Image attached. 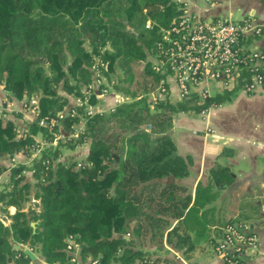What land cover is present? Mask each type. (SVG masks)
<instances>
[{
    "label": "trees",
    "instance_id": "16d2710c",
    "mask_svg": "<svg viewBox=\"0 0 264 264\" xmlns=\"http://www.w3.org/2000/svg\"><path fill=\"white\" fill-rule=\"evenodd\" d=\"M176 13L171 0H0V83L16 98L36 95L39 108L23 136L16 135L10 119L0 118V159L27 151L34 134L52 140V133L38 120L63 110L68 95H84L92 82L94 56L107 63L106 68L99 66L103 76L116 72L119 81H126L125 87L113 84L114 89L133 99L112 111L85 116L80 134L67 142L74 147L90 138L80 166L71 158L57 160L59 143L43 149L31 167L22 163L8 167L9 178L0 190V212L9 220L7 225L0 221V264H32L11 248L9 240L38 246L46 264H70L74 256L66 250L69 235L78 243L81 259L90 257L95 264H170L137 246L138 238L150 229L142 218L152 222L150 237H161L166 221L161 211L204 234L211 210L207 205L234 181V174L227 163H215L206 170L207 181L195 185L191 202L190 195H177L175 182L162 181L170 175H187L191 162L189 155L176 152L173 115L199 113L231 100L234 91L222 89L202 101L194 94L177 102L159 95L149 100L152 82L158 83L160 74L146 60V50L157 38L159 26H166ZM146 16L154 26L144 33L138 28ZM141 61L138 74L150 78V87L132 89L133 76L125 75L123 65ZM89 101L95 102L93 94ZM76 112L82 113V108ZM79 120L78 115H65L60 125L70 132ZM116 123L129 134L120 139L121 134L107 135ZM6 169L0 163V174ZM27 169L32 170L34 182L25 180ZM29 195L39 199L38 209L23 208ZM154 198L160 200L159 208L151 213L142 206ZM8 206L15 207L13 213H8ZM113 232L130 235L109 239Z\"/></svg>",
    "mask_w": 264,
    "mask_h": 264
},
{
    "label": "crops",
    "instance_id": "0c3cea01",
    "mask_svg": "<svg viewBox=\"0 0 264 264\" xmlns=\"http://www.w3.org/2000/svg\"><path fill=\"white\" fill-rule=\"evenodd\" d=\"M191 7L202 16L223 15L233 19L252 17L264 26V0H213L210 4L192 2ZM258 43L264 46V36ZM233 91L231 100L209 107L203 112H178L173 115L171 134L175 140L176 152L183 157H191L187 175L165 179L179 186L175 189L177 195H190L191 202L195 185L198 181H207L206 170L215 163H227L234 174V181L220 189L215 199L207 205L211 210L202 235L185 228L180 218L160 214L166 220L161 237H151L152 240L148 239L145 246L137 241V246L150 251L152 257L158 256L170 264H224L215 253L213 242L221 234L224 223L238 221L252 225L257 236V247L248 253L245 264H264V88L250 94ZM118 94L127 95L108 87L106 103L111 104ZM24 95L17 100L0 83V105L6 119H10L14 127L26 128L28 131L29 122L36 116L30 109L21 107ZM67 97H70L68 101L71 102L73 96ZM208 127L213 130V134L207 132ZM59 128L66 134L67 131L60 124ZM33 137L42 139L39 133ZM80 144L86 145L87 142ZM87 152L88 149L85 155ZM69 154L64 161L74 153ZM1 159L3 161L0 163L7 167L0 174L1 182H7L9 178L8 167L15 163L28 167L32 164L27 152L22 150L15 152L11 158L4 156ZM57 160L62 161L61 153ZM24 176L25 180L34 182L31 169L25 170ZM31 197L34 198L29 195L24 209L34 206ZM14 210V206L7 207L10 214ZM0 216L3 218L1 212ZM4 221L8 223L9 220ZM29 248L33 250L34 247ZM80 262L89 264V258L80 257ZM32 264L46 263L39 253Z\"/></svg>",
    "mask_w": 264,
    "mask_h": 264
},
{
    "label": "built area",
    "instance_id": "2783aa9c",
    "mask_svg": "<svg viewBox=\"0 0 264 264\" xmlns=\"http://www.w3.org/2000/svg\"><path fill=\"white\" fill-rule=\"evenodd\" d=\"M171 1L177 9L176 15L166 26H159L157 38L152 47L146 50L151 68L160 74L155 92L152 91L149 95L150 101L162 95L167 96L171 102H177L192 94L196 95L198 101H202L206 96L222 89L250 94L264 88V46L258 43L264 36L262 24L252 17H206L191 7L192 2L210 4L213 0ZM143 12H146L145 9ZM143 26L146 29L153 28L154 22L146 16ZM106 64L94 56L90 67L92 82L86 87L84 95L73 96L71 102L68 101L65 108L57 111L55 116L41 117L38 120L39 125L52 131L53 137L51 141L44 137L34 139L25 151L31 161L38 159L43 149L56 146L58 139L63 142L64 138L77 137L84 128L85 116L112 111L118 104L130 100L129 96L118 94L111 104L106 103L108 86L102 85L101 77L104 76L99 70V66L106 68ZM92 94L95 99L93 103L89 101ZM21 107L30 109L36 116L39 111L37 96L24 95ZM77 107L82 108V113L76 112ZM65 115H78L80 120L72 125V131L61 136L52 129L60 124V118ZM0 118H6L1 105ZM14 129L17 136L27 133L26 128L15 126ZM207 132L213 134L209 127ZM31 200L34 204L32 207L38 209L36 205L39 199L31 197ZM124 234L127 237L130 235L129 232ZM256 247L257 236L252 225L238 221L224 223L221 234L213 242V249L224 264H245L248 253ZM66 250L73 256L75 251L78 252V243L71 235L66 238ZM88 258L89 264L96 263L95 259ZM71 260L70 264H76L74 257Z\"/></svg>",
    "mask_w": 264,
    "mask_h": 264
},
{
    "label": "rangeland",
    "instance_id": "374dc122",
    "mask_svg": "<svg viewBox=\"0 0 264 264\" xmlns=\"http://www.w3.org/2000/svg\"><path fill=\"white\" fill-rule=\"evenodd\" d=\"M143 24H144V20H142V23L140 24V26H139V28H138V30H140V31H142V32H146V31H148V29H146V28H144V26H143ZM147 56V55H146ZM98 60H100V57L98 56H95ZM146 60H147V57H146ZM121 62V58H119L117 61H116V64L117 63H120ZM143 61H141L140 63H138V64H133V65H130V64H127V65H123V69H124V72H125V75H132L133 77H132V84L130 85V88H132V89H134V88H136L137 90H141L145 85H147V87L149 88L150 87V78L149 77H143V76H140L139 74H138V72L142 69V66H143ZM101 81H102V85H106V86H108L109 88H110V90L111 89H113L114 90V87H113V84H116V83H118L120 86H122V87H125L126 85H127V83H126V81H124V82H122V81H119L118 80V78H117V76H116V72H113V73H111V75H110V77L109 78H107V77H101ZM157 84L158 83H153L152 82V87H151V91H150V93L153 91V92H155V89H156V86H157ZM150 93L148 94V95H150ZM71 97V96H70ZM70 97H69V99H70ZM68 99V100H69ZM128 99H130L129 101H132L133 99H132V97H130L129 96V98ZM17 100H20L19 98H17ZM129 101H126V102H129ZM85 125V122H84V124H83V126ZM60 128H59V125H57V129H52L53 131H55L57 134L58 133H60L61 134V136L62 135H66L65 133L63 134L62 133V131L61 130H59ZM146 129H148V131L150 130V126L149 125H147L146 126ZM82 131V129L80 130V132ZM51 133H52V131H50ZM80 132H79V134H80ZM114 133V134H113ZM78 134V135H79ZM117 135V134H121L118 138L120 139L121 138V136L123 135L124 137H125V135H128L129 134V132L127 131V129L126 128H123V127H121L118 123H116L115 125H114V127H112V129L111 130H108L107 131V135ZM115 136H112V139L115 137ZM42 138H43V136H42ZM45 138V137H44ZM43 138V139H44ZM77 137H75V138H73V139H67V138H64V141L62 142V141H60L59 139H58V142L56 143V146L60 143L61 145H60V153H61V159H62V161H64V159H66V157H67V155H70L69 153H74L72 156H70L69 158H71V159H74V161L76 162V163H80V165L82 164V162H84L85 161V157H86V155H85V151L89 148V142H90V138H87L86 139V142H87V144L86 145H82V144H80V143H77V144H75V146H77V147H71L70 146V144H68L67 142H74V139H76ZM46 139V138H45ZM61 139H63V138H61ZM47 141V140H46ZM80 144V145H79ZM56 146H54V147H56ZM49 147H51V148H54L53 146H49ZM85 155V156H84ZM0 161H3L2 159H0ZM56 160H54V162H55ZM4 163V162H3ZM32 165V164H31ZM79 165V166H80ZM29 175V174H28ZM166 179V177H163V178H161V180L163 181V180H165ZM2 180H0V190L3 188V186H4V184H5V182H1ZM138 187H135V189H137ZM152 194L154 195L155 193H153L152 192ZM144 197H146V195L144 194ZM160 202V200L158 199V198H154V201H151L150 202V204L149 205H143L142 207L145 209V210H147V211H150L151 213H152V211H155L156 209H158L159 207H158V203ZM25 203H26V201H24L23 203H22V206H25ZM161 214L162 215H165L166 213L165 212H162L161 211ZM142 221H143V223L147 226L148 225V228L150 227V229H149V231H145V232H143V238L142 239H139L138 238V243H140V245L141 244H143L144 246L145 245H147V241H148V239H151L152 240V238L150 237V234L152 233V222H150L148 219H145V218H142ZM211 224H213V223H211ZM154 229V228H153ZM151 243H152V241H151ZM76 253H75V255H74V261H76V264H80L81 262L79 261V254H78V252L77 251H75Z\"/></svg>",
    "mask_w": 264,
    "mask_h": 264
},
{
    "label": "water",
    "instance_id": "95a60500",
    "mask_svg": "<svg viewBox=\"0 0 264 264\" xmlns=\"http://www.w3.org/2000/svg\"><path fill=\"white\" fill-rule=\"evenodd\" d=\"M161 97H163L161 95ZM3 153L0 152V156H2ZM172 175L169 176L170 179H172ZM59 187V184L57 186V188ZM0 221L4 224V225H7V222L3 220V218L0 216ZM31 225H34L33 222H31ZM112 238H128L126 234L124 233H119V232H113L111 234V236L109 237V239H112ZM10 241V245H11V248L12 249H16V250H20L24 255H26L30 260H34L38 254H39V251H38V246H35L33 248V250H31L28 246V244H23V245H20L19 243H16V242H13L12 240H9ZM8 264H12V263H8Z\"/></svg>",
    "mask_w": 264,
    "mask_h": 264
}]
</instances>
